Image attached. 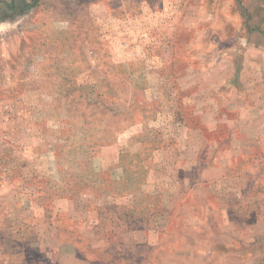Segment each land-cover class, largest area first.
<instances>
[{
    "label": "rangeland",
    "instance_id": "obj_1",
    "mask_svg": "<svg viewBox=\"0 0 264 264\" xmlns=\"http://www.w3.org/2000/svg\"><path fill=\"white\" fill-rule=\"evenodd\" d=\"M0 264H264V0H0Z\"/></svg>",
    "mask_w": 264,
    "mask_h": 264
},
{
    "label": "trees",
    "instance_id": "obj_2",
    "mask_svg": "<svg viewBox=\"0 0 264 264\" xmlns=\"http://www.w3.org/2000/svg\"><path fill=\"white\" fill-rule=\"evenodd\" d=\"M37 0H34V2H36ZM33 5V4H32ZM30 7V5L29 4H25V8H29Z\"/></svg>",
    "mask_w": 264,
    "mask_h": 264
}]
</instances>
